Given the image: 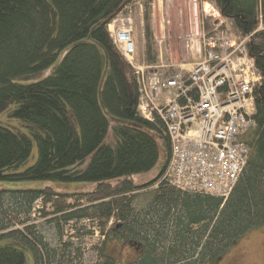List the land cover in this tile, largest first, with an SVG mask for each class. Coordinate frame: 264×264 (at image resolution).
Returning a JSON list of instances; mask_svg holds the SVG:
<instances>
[{"label": "trees", "instance_id": "obj_1", "mask_svg": "<svg viewBox=\"0 0 264 264\" xmlns=\"http://www.w3.org/2000/svg\"><path fill=\"white\" fill-rule=\"evenodd\" d=\"M135 1L0 0V115L25 128L0 121V183L96 184L72 193L0 188V238L10 242L0 248V264H28L26 252L34 264H62L30 224L39 202L46 219L104 221L97 250L103 264H116L105 248L112 240L135 250L128 264H217L249 230L264 228V0H212L238 35H252L248 50L263 76L254 94L249 160L225 200L164 180L170 141L162 121L137 111L134 69L108 27ZM149 21L147 10L145 57L154 64L159 56ZM159 140L165 152L159 175L136 182L161 164ZM35 146L37 160L28 166ZM154 185L136 207L141 191Z\"/></svg>", "mask_w": 264, "mask_h": 264}, {"label": "built area", "instance_id": "obj_2", "mask_svg": "<svg viewBox=\"0 0 264 264\" xmlns=\"http://www.w3.org/2000/svg\"><path fill=\"white\" fill-rule=\"evenodd\" d=\"M131 12L132 6L114 19L109 33L134 69L137 111L152 123L162 121L170 141L164 180L187 193L228 198L249 160L247 137L257 128L254 94L263 76L248 50L252 35H238L214 2L205 0L196 29L202 59L191 68L141 66Z\"/></svg>", "mask_w": 264, "mask_h": 264}, {"label": "rangeland", "instance_id": "obj_3", "mask_svg": "<svg viewBox=\"0 0 264 264\" xmlns=\"http://www.w3.org/2000/svg\"><path fill=\"white\" fill-rule=\"evenodd\" d=\"M203 1L205 0H151L150 7L146 6L147 0H136L132 6L133 25H134V40L137 47V58L140 65H161L169 67L170 70L177 68H187V65L193 66L202 59L200 48V38L196 34L197 27L200 26V14L203 10ZM208 5H205L208 11ZM142 7V10H141ZM200 8V11H199ZM202 8V10H201ZM150 14L149 25L154 35V46L158 53V61L154 64L146 62V11ZM262 29V28H261ZM191 46L188 48L187 40L189 36ZM238 34V33H237ZM64 53L58 59V63ZM137 60V61H138ZM58 63L55 65L58 66ZM53 70V69H52ZM51 71H48V74ZM0 121L6 125L21 123L10 119L8 114H1ZM11 125V124H10ZM25 131L24 127H21ZM112 140L110 136L108 141ZM160 148L162 152L161 164L151 171L149 175L136 177V182L145 183L157 177V174L163 164L165 158L164 145L160 140ZM31 156L28 166H31L37 160V147ZM44 186H50L59 192L72 193L75 191H92L96 184L93 183H56V182H30V183H0V188L6 189H41ZM157 185L141 191V199L136 202V207L140 208L145 204L148 198L146 195L154 192ZM42 208V202L35 205V214L32 217L31 225H36L38 233L51 251L58 250L61 255L62 264H103L97 250L103 245V237L101 229L104 221H93L90 219L65 223L64 221L55 218H43L38 211ZM23 228V227H22ZM9 241L0 238V248L9 246ZM106 251L115 257L116 264H128L136 255L135 250L127 246L125 243L116 240L109 241L106 246ZM47 254V252H45ZM28 264L33 263V257L29 252H26ZM48 255V254H47ZM63 255L65 259L62 258ZM48 260V259H47ZM217 264H264V228L258 227L249 230L246 235L236 241L233 246L219 259Z\"/></svg>", "mask_w": 264, "mask_h": 264}, {"label": "crops", "instance_id": "obj_4", "mask_svg": "<svg viewBox=\"0 0 264 264\" xmlns=\"http://www.w3.org/2000/svg\"><path fill=\"white\" fill-rule=\"evenodd\" d=\"M188 68H191L192 66L191 65H187Z\"/></svg>", "mask_w": 264, "mask_h": 264}, {"label": "bare ground", "instance_id": "obj_5", "mask_svg": "<svg viewBox=\"0 0 264 264\" xmlns=\"http://www.w3.org/2000/svg\"><path fill=\"white\" fill-rule=\"evenodd\" d=\"M207 7H208V6H207ZM139 60H140V59H139ZM139 60H138V61H139ZM256 110H257V109H256ZM217 197H218V196H217ZM220 198H221V197H220ZM225 199H227V198H225ZM225 199H224V200H225Z\"/></svg>", "mask_w": 264, "mask_h": 264}]
</instances>
